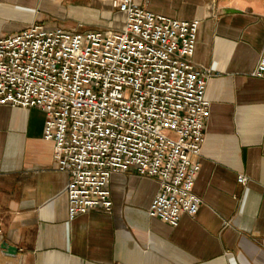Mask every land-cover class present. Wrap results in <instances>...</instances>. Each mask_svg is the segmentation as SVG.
Masks as SVG:
<instances>
[{
	"label": "crops",
	"instance_id": "1",
	"mask_svg": "<svg viewBox=\"0 0 264 264\" xmlns=\"http://www.w3.org/2000/svg\"><path fill=\"white\" fill-rule=\"evenodd\" d=\"M113 0H0V38L31 24L74 33L117 32ZM157 15L199 20L192 62L211 75L210 114L194 193L198 213L172 227L150 217L155 177L114 173L110 213L70 220L69 175L44 139L46 113L0 104V264H264V0H134ZM244 175L248 183L238 182Z\"/></svg>",
	"mask_w": 264,
	"mask_h": 264
},
{
	"label": "built area",
	"instance_id": "2",
	"mask_svg": "<svg viewBox=\"0 0 264 264\" xmlns=\"http://www.w3.org/2000/svg\"><path fill=\"white\" fill-rule=\"evenodd\" d=\"M112 5L126 14L121 31L35 23L1 37L0 104L46 113L44 139L70 177V220L94 209L110 213L111 176L134 170L159 181L149 216L176 227L201 204L194 184L211 71L192 62L200 22L157 15L134 0ZM254 76L264 78V52Z\"/></svg>",
	"mask_w": 264,
	"mask_h": 264
},
{
	"label": "water",
	"instance_id": "3",
	"mask_svg": "<svg viewBox=\"0 0 264 264\" xmlns=\"http://www.w3.org/2000/svg\"><path fill=\"white\" fill-rule=\"evenodd\" d=\"M0 248L5 253V255L10 256V257H14L18 253V248L15 246L9 245L6 241H4L1 244Z\"/></svg>",
	"mask_w": 264,
	"mask_h": 264
}]
</instances>
